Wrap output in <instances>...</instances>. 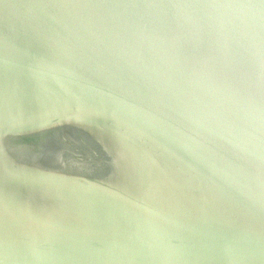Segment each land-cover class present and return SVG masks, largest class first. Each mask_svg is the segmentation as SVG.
Instances as JSON below:
<instances>
[{
	"label": "water",
	"instance_id": "95a60500",
	"mask_svg": "<svg viewBox=\"0 0 264 264\" xmlns=\"http://www.w3.org/2000/svg\"><path fill=\"white\" fill-rule=\"evenodd\" d=\"M0 264H264V0H0Z\"/></svg>",
	"mask_w": 264,
	"mask_h": 264
}]
</instances>
